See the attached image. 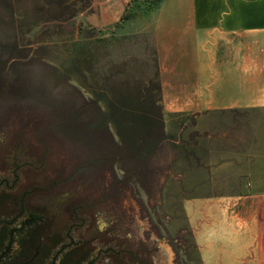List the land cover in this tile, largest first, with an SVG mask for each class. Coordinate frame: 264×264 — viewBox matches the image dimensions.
<instances>
[{
  "label": "rangeland",
  "instance_id": "rangeland-1",
  "mask_svg": "<svg viewBox=\"0 0 264 264\" xmlns=\"http://www.w3.org/2000/svg\"><path fill=\"white\" fill-rule=\"evenodd\" d=\"M71 1L80 12L53 32L54 45L41 52L56 70L33 62L18 69L24 81L0 77V239L14 240L13 254L22 233L10 230L33 216L42 224L41 235L83 242L93 264H108L114 255L126 257L127 264H201L194 242L198 226L189 222L190 198L236 189L231 173L238 169L208 166L219 149L231 150V119H208L199 129L194 115H163L162 81L153 70L152 17L159 14V3ZM29 9V4L16 5L15 12L25 11L30 21L39 22L42 17ZM42 28L24 36L32 44L19 61L31 57L36 39L50 35H39ZM8 36L0 35V58L10 57ZM66 83L98 102L118 125L126 147L113 149L90 127L80 140L63 136L57 113L63 101L68 104ZM153 102L161 111L163 141L149 149L158 133ZM93 116L85 113L87 121ZM223 122L228 123L225 137L217 127ZM111 131L118 141L112 126ZM97 151L130 159L88 168L84 159ZM260 206L264 223V200Z\"/></svg>",
  "mask_w": 264,
  "mask_h": 264
},
{
  "label": "crops",
  "instance_id": "crops-1",
  "mask_svg": "<svg viewBox=\"0 0 264 264\" xmlns=\"http://www.w3.org/2000/svg\"><path fill=\"white\" fill-rule=\"evenodd\" d=\"M158 8L153 70L163 115H194L199 129L208 119H231V150L219 149L208 166L238 169L236 189L190 198L199 260L264 264V0H161Z\"/></svg>",
  "mask_w": 264,
  "mask_h": 264
},
{
  "label": "trees",
  "instance_id": "trees-1",
  "mask_svg": "<svg viewBox=\"0 0 264 264\" xmlns=\"http://www.w3.org/2000/svg\"><path fill=\"white\" fill-rule=\"evenodd\" d=\"M160 1L161 0H152V3L155 4ZM28 4L30 6V12L32 9V13L42 17L39 22L33 23L30 21L25 11H21L20 13L15 12L16 5L27 7ZM75 5L76 3L71 0H0V35L8 34L9 36L7 39L10 42L8 46L10 57L0 58V77L9 82L24 81V73L22 75V72L18 69L21 68V66L26 67L33 62H37L39 65L52 71L56 70L55 66L50 64L46 57L41 55V52L54 45L55 40L50 37L53 35V32L62 30L63 25L69 26L71 20L80 12L74 10ZM37 26H43L39 35H46L48 33H50V35L45 38L36 39L35 42L37 46L32 50L31 57L25 55V61H19V56L27 53L29 51L27 49H29V46L32 44L28 40H24V36L30 34ZM71 31L73 30L71 29ZM1 48L3 47L0 44V49ZM6 72L10 75L3 76ZM65 86L69 93L68 96L70 95L69 98L71 99L68 98L67 105L65 104L66 101H63L62 109L57 113L60 119V121L57 122V127L61 130L63 136L67 138L78 137L77 139L80 140L82 135L85 134V131L90 127L92 132L100 135L99 137H107L108 143L113 149H122L128 145L120 135L118 125L115 121L104 116L105 114L96 100L85 99L75 87L67 83ZM29 96H31L30 93L26 94V97ZM150 106L157 112L158 119V133L148 145L149 149H153L163 141V131L160 108L155 102L151 103ZM108 108L107 106V109ZM86 112H90L94 115L93 120H91V118L88 121L86 120ZM111 126L113 127L118 141H114L113 139ZM101 140L100 138L99 141ZM97 145L99 144L97 143ZM127 159L129 160L130 158ZM127 159L119 160L116 159L115 155L112 153L111 155H104L97 151L89 159L85 158V162L83 163L87 167H91L92 164L100 162L114 165L119 161ZM32 218L34 219V217H30L24 223H30Z\"/></svg>",
  "mask_w": 264,
  "mask_h": 264
},
{
  "label": "flooded vegetation",
  "instance_id": "flooded-vegetation-1",
  "mask_svg": "<svg viewBox=\"0 0 264 264\" xmlns=\"http://www.w3.org/2000/svg\"><path fill=\"white\" fill-rule=\"evenodd\" d=\"M35 221L32 218L30 223L21 224L19 230H10L22 233L21 239L16 241L17 250L13 254H11L10 248L14 240L0 239V246L4 248L0 251V264H55L56 260L57 264H93L89 259L90 248L82 245L83 242L51 240L46 233L41 235L42 224H35ZM48 227H50L49 224L43 225V228L47 229ZM108 259V264H127L126 257L120 256L118 259L114 255Z\"/></svg>",
  "mask_w": 264,
  "mask_h": 264
}]
</instances>
